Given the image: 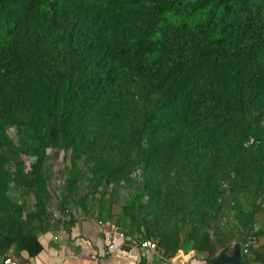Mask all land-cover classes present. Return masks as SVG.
<instances>
[{"label":"trees","instance_id":"trees-1","mask_svg":"<svg viewBox=\"0 0 264 264\" xmlns=\"http://www.w3.org/2000/svg\"><path fill=\"white\" fill-rule=\"evenodd\" d=\"M91 211L264 264V0H0V264Z\"/></svg>","mask_w":264,"mask_h":264},{"label":"crops","instance_id":"crops-1","mask_svg":"<svg viewBox=\"0 0 264 264\" xmlns=\"http://www.w3.org/2000/svg\"><path fill=\"white\" fill-rule=\"evenodd\" d=\"M94 214V211L88 214L80 212L67 230L41 234L39 239L43 251L36 258L25 261L26 264L173 263L171 260L163 261L154 250L141 248L139 243L119 236L113 241L115 249L108 252L109 244L106 236L110 230L118 227L109 220L103 222ZM20 264L25 263L20 262Z\"/></svg>","mask_w":264,"mask_h":264},{"label":"built area","instance_id":"built-area-1","mask_svg":"<svg viewBox=\"0 0 264 264\" xmlns=\"http://www.w3.org/2000/svg\"><path fill=\"white\" fill-rule=\"evenodd\" d=\"M33 161V158L28 161L27 166H29L31 164V162ZM53 216L57 219H60L62 221H68L71 217V209L70 208H65L64 210H57L54 209L53 210ZM119 236L121 238H128L127 235L125 234L124 231H122L121 229L115 228L113 230H110L106 236V240L108 242V252H110L111 250L115 249V244L113 243L114 239ZM57 239V237H56ZM130 239V238H129ZM131 241H135L137 242L138 238L135 236L134 239H130ZM140 246L144 249H151V250H156L157 249V241L155 239H144L142 241H140ZM13 249L9 250V252H7V254L5 256H3V263L4 264H20L19 260H17L16 258L13 257ZM183 251H180L179 253H182ZM245 252H248V248L245 249ZM184 253V252H183ZM185 254V253H184ZM186 255V254H185ZM179 256V255H178ZM178 256H176V258L174 257L171 261L173 263H169V264H189V259L186 258L185 259H178ZM182 257L185 258L184 255H182Z\"/></svg>","mask_w":264,"mask_h":264},{"label":"water","instance_id":"water-1","mask_svg":"<svg viewBox=\"0 0 264 264\" xmlns=\"http://www.w3.org/2000/svg\"><path fill=\"white\" fill-rule=\"evenodd\" d=\"M242 262V248L239 243L235 244L233 248H227L225 251L213 257L211 262L204 264H241Z\"/></svg>","mask_w":264,"mask_h":264},{"label":"rangeland","instance_id":"rangeland-1","mask_svg":"<svg viewBox=\"0 0 264 264\" xmlns=\"http://www.w3.org/2000/svg\"><path fill=\"white\" fill-rule=\"evenodd\" d=\"M14 131L15 130H11V134H14ZM62 154L60 153V152H58L57 153V155L56 154H54L53 155V158H54V170H55V172L59 175V170L61 169V167H62V163H63V161H62ZM60 178V177H59ZM51 184L53 185V188H54V184L55 183H53V182H51ZM54 191V190H53ZM56 200H57V198H56ZM257 245V247H259L260 245L261 246H263L264 245V238H261L260 240H259V242L256 244ZM231 248H233V247H231ZM185 253V252H184ZM183 252L182 253H179L177 256H178V259L180 260L181 258L182 259H185L186 260V258H190L189 259V264H193V263H195V264H197V263H201V264H204V263H206L207 262V258H205V256H200V255H197L196 253H194V252H190V253H188V254H184ZM195 254V255H194ZM182 255H184L185 256V258L184 257H182Z\"/></svg>","mask_w":264,"mask_h":264}]
</instances>
